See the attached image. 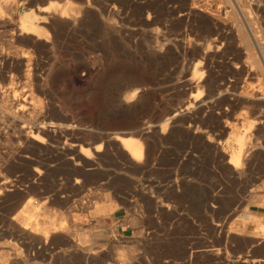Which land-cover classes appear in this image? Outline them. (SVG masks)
Listing matches in <instances>:
<instances>
[{"label":"rangeland","instance_id":"rangeland-1","mask_svg":"<svg viewBox=\"0 0 264 264\" xmlns=\"http://www.w3.org/2000/svg\"><path fill=\"white\" fill-rule=\"evenodd\" d=\"M0 1V87L12 85L16 90L7 101L10 111L0 109V179L4 180L0 182V262L83 264L87 252L98 256L104 251V264H264V240L253 236L254 224L242 217L252 211L257 219H264V191L253 192L264 183V106L248 112L256 116V129L238 134L244 136L245 151L254 149L251 161L243 165L246 174L240 176L228 164L229 155L240 148L233 131L219 138L223 159L216 160L210 149L218 135L208 125L221 121L220 109L227 105L219 102L217 109L185 111L200 91L186 86L185 77L196 81L206 65L216 83L231 79L238 88L264 81L263 70L246 59L245 45L236 33L240 24L250 37L248 27L253 30L252 50L259 53L258 48L264 56V10L256 0H250L251 6L235 0L238 7L234 0ZM256 6L263 11L257 13ZM62 9L76 14L80 25L66 30L65 19L53 18V12ZM211 14L220 17L217 25ZM22 19L39 24L36 34L19 31ZM202 47L209 49L207 55ZM249 66L256 77H246L244 68ZM137 87L141 89L138 103L121 99ZM32 93L39 101L37 109ZM245 111L237 105L228 117ZM28 118L31 124L25 122ZM34 122L45 130L33 127ZM144 122L150 129L134 133ZM51 123L65 127L50 130ZM38 132L41 142L25 141V135ZM127 135L142 141L139 165L131 163L114 140ZM6 179L12 183L6 184ZM5 184L14 186L13 191ZM102 197L108 201L101 202ZM28 200L42 204L31 217L33 222L53 215L51 220H60L61 229L53 226L56 232L44 239L37 225L39 233L26 235L16 220L19 214L31 212ZM102 204L111 205L109 214L95 213L94 207ZM95 240H131V253L119 256L114 245H95Z\"/></svg>","mask_w":264,"mask_h":264},{"label":"bare ground","instance_id":"bare-ground-1","mask_svg":"<svg viewBox=\"0 0 264 264\" xmlns=\"http://www.w3.org/2000/svg\"><path fill=\"white\" fill-rule=\"evenodd\" d=\"M89 2L91 1V0H88ZM190 1V0H189ZM79 2H83V1H79ZM85 2V1H84ZM234 2H235V4H236V6L238 7V4H237V1H235L234 0ZM244 2H245V4H246V6L248 5V6H251V2H250V0H244ZM256 2L258 3V5L261 7V8H263V10H264V5L261 3V1L260 0H256ZM91 3H95L96 4V1L95 2H93V0L91 1ZM97 3H98V1H97ZM193 3V2H192ZM4 5H5V3H3ZM80 5V4H79ZM1 6H2V1H0V8H1ZM59 6V5H58ZM189 6V5H188ZM245 6V5H244ZM86 7H88L89 8V6H86ZM142 7V6H141ZM198 7V6H197ZM260 7H257L256 6V10H257V13H258V11H260L261 12V8ZM6 8V7H5ZM46 8H48V7H46ZM50 8H52V7H50ZM175 8V7H174ZM191 8H194V6L193 7H191ZM11 9V8H10ZM54 9V8H53ZM57 9V8H56ZM163 9V8H162ZM198 9H200V8H198ZM206 8H204V10H205ZM234 9V8H233ZM240 9H241V7H240ZM2 11L4 10V12H6L5 11V9H1ZM51 10V9H50ZM49 10V11H50ZM84 10H85V8H84ZM88 10V9H87ZM87 10H86V12H87ZM201 10V9H200ZM203 10V9H202ZM208 11H209V9H207ZM262 10V11H263ZM41 11V10H40ZM44 11H47V9H45ZM76 11V10H75ZM74 11V12H75ZM181 11V10H180ZM198 11V10H197ZM235 11V10H234ZM8 12H9V10H8ZM52 12V11H51ZM74 12H72V13H74ZM82 12H84V11H82ZM168 12V11H167ZM242 12V11H241ZM246 12V11H245ZM45 13V12H44ZM49 13V12H48ZM175 13H176V11H175ZM188 13V12H187ZM194 13V12H193ZM201 13V12H200ZM203 13V12H202ZM211 13V12H210ZM209 13V14H210ZM218 13H219V11H218ZM243 13V12H242ZM247 13V12H246ZM6 14H7V12H6ZM87 14V13H86ZM104 14V13H103ZM216 14V13H215ZM230 14V13H229ZM51 15H52V13H51ZM186 15V14H185ZM204 15V14H203ZM212 15V14H211ZM219 15V14H218ZM231 15L232 14H230V17H231ZM236 15V14H235ZM241 15V14H240ZM183 16V15H182ZM208 16V15H207ZM239 16V15H238ZM245 16V15H244ZM264 16V15H263ZM233 17V16H232ZM235 17V16H234ZM233 17V18H234ZM1 18V17H0ZM27 18V17H26ZM53 18L54 19H56V20H58V22H59V20L61 21V20H63V19H65L66 21H65V23L67 24V29L66 30H68L70 27H72V26H74L75 24H79L78 23V16H76V14H68V11L66 10V9H62V10H56V11H54L53 12ZM189 18V17H188ZM208 18V17H207ZM220 18V17H219ZM218 17H215V15H212V17H211V21H212V23H214V25H217L218 24V19H219ZM246 18V17H245ZM2 19H4V18H2ZM243 19H244V17H243ZM253 19V18H252ZM252 19H250V21L252 20ZM5 20V19H4ZM31 19H29V20H24V19H22V20H20V22H19V31L21 32V33H25L27 36L28 35H32V34H36V32L39 30L38 28V26H39V24H38V26H37V24H36V22H34V21H30ZM56 20H54V21H56ZM150 20V19H149ZM176 20V19H175ZM246 20V19H245ZM244 20V21H245ZM1 21V20H0ZM53 21V22H54ZM81 21H82V19H81ZM201 21V20H200ZM261 21V20H260ZM2 22H4V21H2ZM237 22V21H236ZM238 22H239V19H238ZM246 22V21H245ZM264 22V21H263ZM262 22V23H263ZM5 23V22H4ZM63 23V22H62ZM61 23V24H62ZM210 23V22H209ZM221 23V22H220ZM249 23H251V22H249ZM235 24V23H234ZM80 25V24H79ZM174 25V24H173ZM246 25L248 26V23H246ZM245 25V26H246ZM61 26V25H60ZM57 27V26H56ZM65 27V26H64ZM63 27V28H64ZM214 27V26H213ZM59 28V27H58ZM232 29H234V28H232ZM255 30H256V28H255ZM248 31L250 32V34L252 35V37H253V30H251L249 27H248ZM53 32V31H52ZM188 32V31H187ZM234 32V31H233ZM258 32V31H257ZM152 33V32H151ZM236 33H237V35L240 37V39H241V41L243 42V44L242 45H245V49H246V51H247V58L246 59H249L253 64H254V66H257V67H259V68H261L262 70H263V76H264V56L262 55L261 56V53H260V51H259V49L257 48V51L259 52V53H254V51L252 50V41H251V38L252 37H250L249 36V34L247 33V31L245 30V28L243 29V27H242V25L240 24V26H238V29H236ZM100 34V33H99ZM180 34V33H179ZM257 34V33H256ZM255 34V35H256ZM200 35V34H199ZM236 35V34H235ZM254 35V36H255ZM3 36V35H2ZM181 36V35H180ZM195 36V35H194ZM219 36H220V34H219ZM237 38V37H236ZM205 39V38H204ZM212 39V38H211ZM210 39V40H211ZM255 39V38H254ZM253 38H252V40H254ZM257 39V38H256ZM207 40V39H206ZM214 40H215V38H214ZM217 40V39H216ZM235 40V39H234ZM259 40V39H258ZM257 40V41H258ZM236 41H237V39H236ZM176 42V41H175ZM211 42H213V41H211ZM211 42H210V44H211ZM255 42V41H254ZM259 42V41H258ZM102 43V42H101ZM216 43V42H215ZM217 43H218V40H217ZM237 43V42H236ZM257 43V42H256ZM263 43V42H262ZM191 45V44H190ZM214 45H217V44H214ZM256 45V44H255ZM263 45H264V43H263ZM165 46V45H164ZM207 46V48H209V46L208 45H206ZM205 46V47H206ZM221 46V45H220ZM238 46H240V45H238ZM256 46H258V45H256ZM186 47H187V45H186ZM192 46H190V48H191ZM212 46H210V48H211ZM214 47V46H213ZM102 48H104V47H102ZM193 48V47H192ZM203 49H204V51L202 50L201 52H203V53H205L206 55H207V53L206 52H208L209 51V49L207 50L206 48H204V47H202ZM201 48V49H202ZM262 48V47H261ZM159 49V48H158ZM160 49H163V48H160ZM169 49V48H168ZM214 49V48H213ZM170 50V49H169ZM179 50V49H178ZM190 50V49H189ZM207 50V51H206ZM263 50V49H262ZM151 51V50H150ZM160 51V50H159ZM191 51H192V49H191ZM206 51V52H205ZM197 52V51H196ZM200 51H199V53H201ZM216 52V51H215ZM241 52H242V50H241ZM151 53V52H150ZM199 53H197V54H199ZM203 53H201L200 55H202ZM264 53V52H263ZM162 54V53H161ZM17 55V54H16ZM169 56V55H168ZM197 56H199V55H197ZM16 57V56H15ZM203 57V56H202ZM211 57V56H210ZM209 57V58H210ZM243 57V56H242ZM11 58V57H10ZM12 58H13V56H12ZM205 58H207V57H205ZM211 58H213V57H211ZM4 59V58H3ZM9 59V58H8ZM18 59H19V57H18ZM195 59V58H194ZM197 59V58H196ZM208 59V58H207ZM214 59V58H213ZM12 60H14V59H12ZM11 60V61H12ZM165 60V59H164ZM201 60V59H200ZM204 60H206V59H204ZM241 60V59H240ZM5 61H6V59H5ZM4 61V62H5ZM198 61V60H197ZM15 62V61H14ZM57 62V61H56ZM165 62V61H164ZM178 62V61H177ZM209 62V61H208ZM210 62H211V59H210ZM245 62V61H244ZM202 63V62H201ZM207 63V62H206ZM240 63V62H239ZM246 63H249V62H246ZM17 64V63H16ZM195 64V63H194ZM211 64V63H210ZM253 64H251V66H253ZM196 65H197V63H196ZM202 65V64H201ZM227 65V64H226ZM242 65V64H241ZM251 66H249V67H246V68H244V72H245V75H246V77L249 79V78H251V77H256L257 76V73L253 70V68L251 67ZM195 65H194V70H196L195 69ZM209 67H210V65H208V67H207V65L203 68V72L199 75V77H198V79L195 81V79H193V78H189L188 76L187 77H185V78H188L187 80L185 79V84H186V86L187 85H189L192 89L194 88H196V89H200V91L198 90V93H197V95L195 96V98L192 96V100H193V102L191 103H188V105H186V107H185V111L186 110H190V109H192V108H196V109H198V110H200V109H202L203 107H207V106H209V108L211 107V109H213V107H218L217 105H219V102L220 103H222V106H223V103H225L226 105H227V107L226 108H224V109H220V112H219V118H221V121H220V119H219V121L218 122H216L217 124H215V126H213V125H208V126H210V131L212 132V133H215V132H217V135H218V139H217V143H216V145L215 144H213L211 147H210V149L212 150V152H213V156H214V158L216 159V160H221V159H223V152H221V150H220V148H219V146H220V139L219 138H221L222 136H223V134H225L226 132H228L227 130H230L231 132H232V134L234 133L235 135L233 136V139L236 141V140H238V141H240V148H239V150L238 151H233L232 152V154L231 155H229V154H227V155H229V159H228V164L232 167V169L234 170L233 171V173L235 172L236 174L235 175H245L246 174V172L244 171V164L246 163H248L249 161H251L250 159V157H252V154H254V149H252L251 147H253V146H255V145H253V146H250V148L252 149H250V151L248 152L247 150H249V148L247 147V150L245 151V148H246V142H244L243 141V138H244V136H243V138H241L240 136H238V134L240 135V133H242V132H244L245 134H246V131H254L253 129H256L255 128V123H254V118L256 117H254V118H252L251 116H249V114L250 113H248V112H250L252 109H254L255 107H258V106H264V81L263 82H261L260 83V85H252V83L251 84H249V82H248V84L246 83V82H244V83H246L244 86L243 85H241V87H238L237 88V84L233 81V80H222L221 82H219V83H216V82H214L213 80H212V78L210 77V69H209ZM236 67V66H235ZM95 68V67H94ZM185 68V67H184ZM200 68V67H199ZM198 68V69H199ZM255 68V67H254ZM197 69V70H198ZM94 70V69H93ZM212 70V69H211ZM240 70V69H239ZM1 72V71H0ZM6 72V71H5ZM58 72V71H57ZM213 72V71H212ZM216 72V71H215ZM10 73V72H9ZM43 73V72H42ZM95 73H97V75H98V73H100V71H99V69L98 68H96L95 69ZM194 73V72H193ZM236 73V72H235ZM260 74V73H259ZM14 75V74H13ZM13 75L11 74V82H10V84H13L14 83V80H13ZM190 75V74H189ZM194 75V74H193ZM213 75V74H212ZM261 75V74H260ZM36 76V75H35ZM232 76V75H231ZM233 76L235 77V76H237V75H234L233 74ZM16 77V76H15ZM37 77V76H36ZM56 77V76H55ZM246 77H245V79H246ZM184 78V77H183ZM216 78V77H215ZM236 78V77H235ZM244 79V78H243ZM254 79V81H256L257 82V80L255 79V78H253ZM241 81V80H240ZM251 81H252V79H251ZM4 82V81H3ZM35 82V81H34ZM9 83V82H8ZM183 83H184V80H183ZM244 83H242V84H244ZM34 84V83H33ZM183 85V84H182ZM181 85V86H182ZM34 86V85H33ZM36 87L38 86V85H35ZM133 86V85H132ZM35 87V88H36ZM184 87V86H183ZM189 87V88H190ZM3 87H0V106H1V111L3 110V109H8L9 110V107H11V106H9V104H8V98L11 96V94H14L15 93V87H13L12 85H10L9 87H5L4 88V90H1ZM132 88H134V87H132ZM32 89H34V87L32 88ZM169 89V88H168ZM193 89V90H194ZM195 89V90H196ZM40 90V89H39ZM203 90H205V93H203L202 94V92H203ZM36 91H38V89L36 88ZM33 92V91H32ZM42 92V91H41ZM139 92H141V89H140V87H137V88H135V90L134 91H132L131 93H126L125 95L123 94V95H121V99H123V101H125V102H129V101H134V100H136V98H137V96H138V94H139ZM197 92V91H196ZM37 93V92H36ZM124 93V92H123ZM163 93V92H162ZM196 94V93H195ZM32 95H33V93H32ZM162 95V94H161ZM14 96H15V94H14ZM122 96H123V98H122ZM164 96V95H163ZM40 97V96H39ZM42 97V96H41ZM142 97V96H141ZM25 97H23V99H24ZM34 100H35V106H34V108H36L37 106H38V102L39 101H37V98H36V96L35 95H33V97H32ZM119 98H120V96H119ZM155 98H156V96H155ZM32 99V100H33ZM139 99V98H138ZM141 99V98H140ZM160 99V98H159ZM14 100H15V103H16V101H18L17 99H15V97H14ZM25 100V99H24ZM181 100V99H180ZM9 101H10V99H9ZM42 101V100H41ZM40 101V102H41ZM183 101V100H182ZM189 101V100H188ZM191 101V100H190ZM33 102V101H32ZM181 102V101H180ZM13 103V102H12ZM45 103V102H44ZM136 103H138L137 102V100H136ZM41 104V103H40ZM125 104V103H124ZM132 104H134V102L132 103ZM152 104V103H151ZM159 104V103H158ZM179 104V103H178ZM182 104V103H181ZM185 104H186V102H185ZM184 104V105H185ZM10 105H11V101H10ZM37 105V106H36ZM46 105V104H45ZM48 105V104H47ZM174 105V104H173ZM241 106V107H243V109L244 110H247V111H245L244 113H242V114H235V115H233V117H231V118H229L228 117V114H229V112L231 111V110H233L236 106ZM53 106V105H52ZM182 106V105H181ZM43 107V106H42ZM46 107V106H45ZM51 107V106H50ZM168 107V106H167ZM215 107V108H216ZM12 108V107H11ZM10 108V109H11ZM41 108V107H40ZM39 108V109H40ZM181 108V107H180ZM214 108V109H215ZM263 108V107H262ZM261 108V109H262ZM26 109V108H25ZM37 109V108H36ZM35 109V110H36ZM43 109V108H42ZM53 109V108H52ZM137 109V108H136ZM206 109V108H205ZM217 109V108H216ZM259 109V108H258ZM33 110V109H32ZM31 109H30V112L32 111ZM41 110V109H40ZM178 110V109H177ZM204 110V109H203ZM10 111V110H9ZM8 111V112H9ZM13 111V110H12ZM27 111V110H26ZM38 111V110H37ZM43 111V110H42ZM99 111V110H98ZM147 111V110H146ZM185 111H183V112H180V114L181 113H184ZM196 111V110H195ZM257 111V110H256ZM260 111V110H259ZM258 111V113H260ZM29 112V111H28ZM35 112V111H34ZM33 112V113H34ZM46 112V111H45ZM247 112V113H246ZM255 112V111H254ZM253 112V113H254ZM2 113V112H1ZM5 113V112H4ZM15 113V112H14ZM48 113V112H47ZM173 113V112H172ZM179 113V112H178ZM187 113V112H186ZM193 113V112H192ZM6 114H8L7 113V111H6ZM36 114H38V112L36 113ZM42 114H43V112H42ZM174 114H176V113H174ZM185 114V113H184ZM196 114V113H195ZM204 114V113H203ZM209 114V113H208ZM212 114V113H211ZM261 114H263V112L261 113ZM2 115V114H1ZM12 115V114H11ZM25 115V114H24ZM32 115V114H31ZM35 115V114H34ZM41 115V114H40ZM189 115V114H188ZM192 115V114H191ZM200 115V114H199ZM231 115V114H230ZM8 116V115H7ZM16 116V115H15ZM48 116H49V114H48ZM133 116V115H132ZM139 116H140V114H139ZM142 116V115H141ZM182 116V115H181ZM218 116V115H217ZM27 117V116H26ZM37 117V116H36ZM135 117V116H134ZM177 117V116H176ZM191 117V116H190ZM14 118H17V117H14ZM20 118H22V117H20ZM33 118V117H32ZM47 118V117H46ZM45 118V119H46ZM178 118V117H177ZM182 118V117H181ZM207 118V117H206ZM210 118H212V116H210ZM263 118H264V116H263ZM17 119H19V118H17ZM41 119V118H40ZM44 119V118H43ZM133 119V118H132ZM162 119V118H161ZM185 119H187L186 117H185ZM198 119V118H197ZM204 119V118H203ZM202 119V120H203ZM213 119H215L214 117H213ZM22 120V119H21ZM63 120V119H62ZM144 120V119H143ZM147 120V119H146ZM146 120H144V121H146ZM160 120V119H159ZM174 120V119H173ZM195 119H193L192 120V122L194 121ZM199 120V119H198ZM216 120H217V118H216ZM257 120V119H256ZM133 121V120H132ZM165 121V120H164ZM188 121V120H187ZM196 121V120H195ZM213 121V120H212ZM263 121V120H262ZM25 122H27V123H30L31 124V122L29 121V118L28 119H26L25 120ZM43 122H44V120H43ZM121 122V121H120ZM173 122V121H172ZM184 122H186V120L184 121ZM200 122V121H199ZM256 122V121H255ZM260 122H261V120H260ZM27 123H25V124H27ZM35 123V122H34ZM37 123V122H36ZM36 123L35 124H33V127H36L39 131H40V129L41 130H45V126L44 125H39V124H37L36 125ZM166 123V122H165ZM195 124H196V122H194ZM201 123V122H200ZM206 123V122H205ZM213 123V122H212ZM46 124V123H45ZM168 124V123H167ZM188 124V123H187ZM262 124H263V122H262ZM63 125H65V124H63ZM192 125H193V123H192ZM197 125V124H196ZM260 125H261V123H260ZM29 126V125H28ZM46 126H48V125H46ZM30 127V126H29ZM51 127H55L56 129L57 128H62L63 126L61 125V124H54V123H51V125H50V130H51ZM65 127V126H64ZM63 127V128H64ZM67 127V126H66ZM68 127H70V126H68ZM135 127V126H134ZM133 127V128H134ZM149 127H151V125L150 124H148L147 122H144L143 123V125H142V127H139V128H135V129H133L134 131V133H138V131H140V132H145V131H147L148 130V128ZM256 127H257V125H256ZM189 128V127H188ZM208 128V127H207ZM259 128V127H258ZM33 129V128H32ZM58 129V130H59ZM150 129V128H149ZM196 129H197V127H196ZM199 129V128H198ZM263 129V128H262ZM50 130H48L49 132H50ZM53 130V129H52ZM58 130H56V131H58ZM64 129H62L61 130V132L63 131ZM153 130L155 131V129L153 128ZM258 130H260V129H258ZM258 130H257V133H258ZM25 131V130H24ZM48 131H47V133H48ZM56 131H54L55 133H56ZM65 131H66V129H65ZM196 131V130H195ZM229 131V132H230ZM256 131V130H255ZM22 132V131H21ZM34 132V131H33ZM41 132V131H40ZM40 132H38L37 134L35 133H32V134H27V135H25V141L26 142H29V143H31V141H38V142H41L38 138H39V133ZM61 132H59L60 134H61ZM202 132V131H201ZM260 132V131H259ZM124 133V132H123ZM122 133V134H123ZM154 133V132H153ZM203 133V132H202ZM256 132H255V134L256 135H258ZM263 133V132H262ZM19 134V133H18ZM21 134V133H20ZM19 134V135H20ZM43 134V133H42ZM63 134V133H62ZM105 134V133H104ZM108 134V133H107ZM111 134V133H110ZM118 134V133H117ZM128 134V133H127ZM183 134V133H182ZM195 134H197V133H195ZM201 134V133H200ZM228 134V133H227ZM226 134V135H227ZM252 134H254V132H252ZM15 135H17V134H15ZM49 135V134H48ZM57 135V134H56ZM67 135V134H66ZM74 135V134H73ZM98 135V134H97ZM129 135V134H128ZM127 135V136H128ZM146 135V134H145ZM153 135V134H152ZM152 135H150V136H152ZM185 135V134H184ZM203 135V134H202ZM225 135V136H226ZM260 135V134H259ZM263 135V134H262ZM20 136H22V135H20ZM53 136V135H52ZM52 136H51V139H52ZM59 136V135H58ZM62 136V135H61ZM65 136V135H64ZM107 136V135H106ZM125 136V135H124ZM247 136V135H246ZM249 136H250V134H249ZM252 136V135H251ZM264 136V135H263ZM262 136V137H263ZM40 137H41V135H40ZM47 137V136H46ZM56 137V136H55ZM110 137V136H109ZM114 137V136H113ZM132 137H133V134H132ZM132 137H122V136H117V138L115 137V139L114 140H116L117 142H118V144H119V147H118V149L120 148L121 150L120 151H122L125 155H126V157H127V159H129V161L131 162V163H133V164H138L139 165V162H142L141 160H142V156H143V145L141 144L142 143V141L140 142V141H138V140H136L135 138H132ZM152 137H154V136H152ZM157 137H158V135H157ZM253 137V136H252ZM255 137H257V136H255ZM261 137V136H260ZM54 138V137H53ZM100 138V137H99ZM111 138V137H110ZM138 138V137H137ZM156 138V137H155ZM250 138V137H249ZM2 139V138H1ZM112 139V138H111ZM195 139V138H194ZM199 139V138H198ZM225 139V137L223 138V140ZM247 139H248V137H247ZM256 138H254V140H255ZM263 139V138H262ZM261 139V140H262ZM67 140V139H66ZM97 140V139H96ZM105 140V139H104ZM110 140V139H109ZM251 140H253V139H251ZM54 141V140H53ZM199 141V140H198ZM231 141H232V139H231ZM20 142V141H19ZM85 142V141H84ZM98 142V141H97ZM100 142V141H99ZM115 142V141H114ZM150 142V141H149ZM157 142V141H156ZM210 142L212 143V140L210 139ZM237 142V141H236ZM235 142V143H236ZM248 142V141H247ZM253 142H255L256 143V141H253ZM264 142V141H263ZM43 143V142H42ZM104 143V142H103ZM109 143H111V142H109ZM108 143V144H109ZM116 143V142H115ZM107 144V143H106ZM258 144V143H257ZM26 145V144H25ZM44 145H45V143H44ZM72 145H74V144H72ZM112 145V144H111ZM193 145V144H192ZM217 145H219V146H217ZM238 145V144H237ZM32 146V145H31ZM43 146V145H42ZM68 146H69V144H68ZM99 146L100 145H98L97 146V148H96V151H99L100 150V148H99ZM44 147V146H43ZM73 147V146H72ZM95 147V146H94ZM235 148V147H234ZM237 148V147H236ZM33 149V148H32ZM67 149H70V148H67ZM209 149V148H208ZM222 149V148H221ZM92 150V149H91ZM232 150V149H231ZM24 151V150H23ZM19 152V151H18ZM33 152V151H32ZM244 152L246 153V152H248V155L247 154H244ZM52 153V152H51ZM82 153V152H81ZM98 153V152H97ZM108 153V152H107ZM147 153V152H146ZM198 153V152H197ZM256 153H257V151H256ZM25 154V153H24ZM28 154V153H27ZM70 154V153H69ZM76 154V153H75ZM78 154H79V152H78ZM77 154V155H78ZM84 154V156L86 157V158H89V154H88V152H86V153H83ZM123 154V155H124ZM162 154V153H161ZM211 154V153H210ZM261 154V153H260ZM26 155V154H25ZM71 155V154H70ZM121 155V154H120ZM124 155V156H125ZM148 155V154H147ZM256 155H258V154H256ZM262 155V154H261ZM99 156V155H98ZM6 157V156H5ZM26 157H28V155H26ZM91 157V156H90ZM77 158H78V156H77ZM81 157L79 156V158L78 159H80ZM224 158H225V156H224ZM258 158V157H257ZM11 159V158H10ZM69 159V158H68ZM70 159H72L73 160V158H71L70 157ZM253 159V158H252ZM77 160V159H76ZM90 160V159H89ZM259 160V159H258ZM7 161V160H6ZM14 161V160H13ZM70 161V160H69ZM74 161V160H73ZM81 161V160H80ZM75 162V161H74ZM83 162V161H82ZM16 163V162H15ZM75 163H78L77 161L75 162ZM81 163V162H80ZM85 163V162H84ZM88 163V162H87ZM86 163V164H87ZM68 164V163H67ZM79 164V163H78ZM28 165V164H27ZM74 165V164H73ZM90 165H92L93 166V164H90ZM2 166V165H1ZM85 166V165H84ZM89 166V165H88ZM129 166H131V165H129ZM263 166V165H262ZM144 167V166H143ZM151 167V166H150ZM9 168V167H8ZM131 169L133 168V167H130ZM137 168V167H136ZM10 169V168H9ZM83 169V168H82ZM249 169V168H248ZM149 170V169H148ZM256 170V169H255ZM37 171H39V170H37ZM79 171V170H78ZM82 171V170H81ZM259 171V170H258ZM7 172V171H6ZM98 172V171H97ZM138 172V171H137ZM264 172V171H263ZM39 173V172H38ZM75 173V172H74ZM254 173V172H253ZM260 173V172H259ZM42 174V173H41ZM79 175V174H78ZM0 176H2V175H0ZM86 176V175H85ZM232 176H233V174H232ZM262 176V175H261ZM5 177V176H4ZM5 178H7V177H5ZM5 178H3V179H5ZM253 179V178H252ZM2 180L0 179V182H1ZM3 182H4V180L1 182L2 184H3ZM8 182H11V180L10 181H7V179L5 180V183L6 184H8ZM76 182H78V181H76ZM185 182V181H184ZM256 182V181H255ZM12 183V182H11ZM10 183V184H11ZM174 183V182H173ZM5 184V185H6ZM9 184V185H10ZM181 184V183H180ZM4 185V186H5ZM9 185H8V187H7V185L5 186V188H7V190L8 191H10V190H12L13 191V189H11L12 187H14V186H12V187H10L9 188ZM169 186V185H168ZM172 186V185H171ZM0 187H1V185H0ZM184 187V186H183ZM7 190H3V192L4 191H7ZM252 190V189H251ZM256 191H264V183H262V184H260V186H258V187H256L254 190H253V192H256ZM1 193H2V191H1ZM9 193V192H8ZM11 193V192H10ZM3 194V193H2ZM6 194V193H5ZM264 194V193H263ZM3 197V196H2ZM1 197V198H2ZM2 200V199H1ZM1 202V201H0ZM242 202V201H241ZM150 205V204H149ZM27 206L29 207V210L31 211H29L30 213H29V215H27V214H25V213H21V214H19L20 216L18 217V220H16V222L19 224H22V228H24V230H26V235L28 234H30V232H31V236L33 235L32 233L34 232H36V233H39L38 231H37V229H38V227H37V225H39V226H41V229H40V232H41V234H43V237H44V239H46L48 236H50L49 235V233H54V232H56V230L54 229V227L53 226H56V225H58L57 226V229H58V227L60 228L61 227V225H59V223H60V220H59V223H54V221H53V219L51 220V218H52V216L53 215H51V216H49V215H43V217L39 220V221H37V222H33V219L31 218L32 216H33V214L35 213V212H37V210L39 209V207L40 206H42V204H37V205H33V202L32 201H30V200H28L27 201ZM158 206V205H157ZM249 209H251V205L249 204ZM34 210V211H33ZM33 212V213H32ZM244 213H245V211H243ZM257 215L258 214H256V213H252V211H249V214L247 213L246 215H244V216H242L243 217V221L244 222H252L253 224H254V237L257 239V238H260V239H262V240H264V219L263 220H259V219H257ZM135 216V215H134ZM133 216V217H134ZM54 217V216H53ZM133 217H132V219H131V222L134 224L135 223V218H134V220H133ZM137 217V216H136ZM264 218V217H263ZM14 219H16V218H14ZM136 224V223H135ZM27 225H31L32 227L30 228L29 226H27ZM15 226H17V225H15ZM20 227V226H19ZM30 228V230H28ZM19 229V228H18ZM17 229V230H18ZM54 229V230H53ZM61 229V228H60ZM59 229V230H60ZM28 231V232H27ZM139 231V230H138ZM58 232V231H57ZM241 232V231H240ZM240 232H239V234H240ZM237 236V235H236ZM239 237V236H238ZM243 238V237H242ZM253 238V237H252ZM254 239V238H253ZM242 240V239H241ZM251 240V239H250ZM236 241V240H235ZM260 241V240H259ZM250 242V241H249ZM262 242V241H261ZM258 243V242H257ZM263 245V244H262ZM114 248H115V246H114ZM117 249V248H116ZM121 249H123L122 247H121ZM132 251H134V249L132 250ZM216 252V251H215ZM131 253V252H130ZM217 253V252H216ZM125 254V253H124ZM128 254V253H127ZM215 254V253H214ZM125 256V255H124ZM87 257H88V255H87ZM91 257V256H90ZM123 257V256H122ZM86 259V258H85ZM263 261V260H262ZM8 262V261H7ZM252 262V261H251ZM6 264H9V263H6Z\"/></svg>","mask_w":264,"mask_h":264},{"label":"crops","instance_id":"crops-1","mask_svg":"<svg viewBox=\"0 0 264 264\" xmlns=\"http://www.w3.org/2000/svg\"><path fill=\"white\" fill-rule=\"evenodd\" d=\"M100 201L101 202L102 201L103 202H107L108 199H107V197H102V200H100ZM94 208H95V211H96L95 213L98 214V215L99 214H109L111 209H112L111 205L109 206L107 204L106 205H103V204L102 205H98V206H96ZM84 242H85V240L82 243H84ZM93 244H95V245H114L115 246L114 249L117 248L116 249L117 254L119 256H123V257H128L130 255V254H127L128 251L131 252L130 251L131 250V240H95V242ZM121 247L123 249H121ZM87 255H88V257H87ZM91 255H93V253H90V252H87V254L84 255V258L82 259L84 261L83 264H104L103 262L106 259H104L102 257H107V254L104 251H101L98 256H96V255L91 256ZM7 260L8 259H6V260L2 259L0 264H4L5 262L9 263V262H7Z\"/></svg>","mask_w":264,"mask_h":264},{"label":"built area","instance_id":"built-area-1","mask_svg":"<svg viewBox=\"0 0 264 264\" xmlns=\"http://www.w3.org/2000/svg\"><path fill=\"white\" fill-rule=\"evenodd\" d=\"M261 1V3L264 5V0H260Z\"/></svg>","mask_w":264,"mask_h":264}]
</instances>
